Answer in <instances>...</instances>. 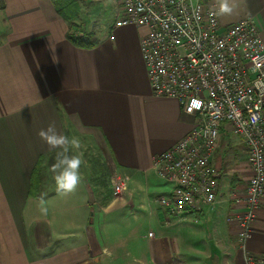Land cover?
Instances as JSON below:
<instances>
[{"label":"crops","instance_id":"crops-1","mask_svg":"<svg viewBox=\"0 0 264 264\" xmlns=\"http://www.w3.org/2000/svg\"><path fill=\"white\" fill-rule=\"evenodd\" d=\"M0 3V264H243L246 254L264 255V197L239 241L233 216L245 209L252 170L229 125L221 127L213 158L219 182L227 183L214 205L182 217L157 205L171 184L159 180L152 159L187 135L196 118L178 100L151 92L140 52L144 28L110 20L87 30L95 47L81 48L67 38L69 24L51 0ZM237 3L233 14H218L220 25L252 16L264 43V0ZM50 124L95 141L113 175L126 180L121 195L97 206L83 179L68 195L41 191V182L39 196L29 195L39 157L56 152L38 135ZM41 197L46 205L61 198L58 219L40 215ZM143 223L148 240L133 236V246L123 247L125 230Z\"/></svg>","mask_w":264,"mask_h":264},{"label":"built area","instance_id":"built-area-1","mask_svg":"<svg viewBox=\"0 0 264 264\" xmlns=\"http://www.w3.org/2000/svg\"><path fill=\"white\" fill-rule=\"evenodd\" d=\"M114 25L145 29L140 52L151 92L178 100L196 118L187 135L152 159L157 176L171 184L157 205L172 217L214 205L221 172L213 158L221 127L229 125L252 170L245 209L233 216L243 243L264 197V43L255 18L223 27L214 0H118ZM125 187L116 177L112 193ZM243 264H264V255L246 254Z\"/></svg>","mask_w":264,"mask_h":264},{"label":"rangeland","instance_id":"rangeland-1","mask_svg":"<svg viewBox=\"0 0 264 264\" xmlns=\"http://www.w3.org/2000/svg\"><path fill=\"white\" fill-rule=\"evenodd\" d=\"M79 3L80 11L76 18L78 23L74 22V24L71 26L72 30L78 31L79 28L80 30L86 31L90 29L96 30L101 26V24H106L110 20H115V12L118 7V0H91L90 2H86V0H79ZM74 136L80 140V148H70L69 154L82 156V159L85 163L82 164L80 171L82 179L89 185L90 194L93 197V201H96L97 206L108 204L111 200L119 196L112 193L114 181L116 180V177L113 175V169L103 158L100 149L98 148V145L95 141L89 140L86 136L80 137L76 134H74ZM55 154L56 152L47 155L46 158L43 159L41 164V171L39 173L40 181L42 184L41 186L44 188L41 191H46L48 193L56 191V185L53 179L54 174L51 171V166L55 162ZM159 180L162 181L161 178H159ZM223 183L226 182H219L220 189ZM223 192L225 191L223 190ZM71 197L73 198V195ZM53 200L54 201H52V203H50L49 205H46L47 203H45L44 205L47 208V214H43L42 212H40L41 216L44 215L46 218L51 220H53L54 218H59L60 213H57V211L60 212V210L62 209V205H64L63 201L59 197H55ZM54 202L55 204L53 205ZM92 210H90L89 213H91ZM95 214L96 213H94V216ZM126 217V219H128L130 223H134L131 215ZM122 221L127 222L124 220ZM148 229L149 225L147 223H143L138 229L136 228V230L129 227L124 232V236L126 239L122 246L124 247L128 245V247H132L133 236L134 239L135 236H137L139 242H146L148 240ZM79 233L82 234L81 237H84L86 229L79 230Z\"/></svg>","mask_w":264,"mask_h":264},{"label":"clouds","instance_id":"clouds-1","mask_svg":"<svg viewBox=\"0 0 264 264\" xmlns=\"http://www.w3.org/2000/svg\"><path fill=\"white\" fill-rule=\"evenodd\" d=\"M216 3L219 15H231L239 6L237 0H216ZM38 135L51 150H56L51 171L54 174L57 193L61 195L74 193L82 180L80 169L85 162L81 155H70L69 150L80 148V140L75 136L69 137L58 132L54 124L41 129ZM44 205L45 200L41 197L40 210L43 214H47V208Z\"/></svg>","mask_w":264,"mask_h":264},{"label":"trees","instance_id":"trees-1","mask_svg":"<svg viewBox=\"0 0 264 264\" xmlns=\"http://www.w3.org/2000/svg\"><path fill=\"white\" fill-rule=\"evenodd\" d=\"M56 7L57 13L69 24V30L66 34L67 38L77 47L81 48H93L97 45V40L94 37L93 32L87 31H76L72 30L71 26L73 25V20L78 16L80 11L79 0H51ZM44 159V156H40L36 162L31 178L28 194L31 196L38 197L40 191V177L39 173L41 171V161ZM89 220V225L91 224Z\"/></svg>","mask_w":264,"mask_h":264},{"label":"water","instance_id":"water-1","mask_svg":"<svg viewBox=\"0 0 264 264\" xmlns=\"http://www.w3.org/2000/svg\"><path fill=\"white\" fill-rule=\"evenodd\" d=\"M89 201L93 202V197H92V195L90 193H89Z\"/></svg>","mask_w":264,"mask_h":264}]
</instances>
